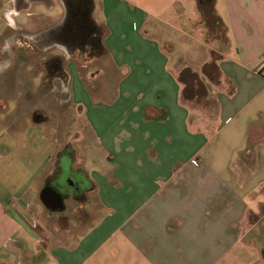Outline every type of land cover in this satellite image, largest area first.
<instances>
[{"label":"crops","instance_id":"obj_1","mask_svg":"<svg viewBox=\"0 0 264 264\" xmlns=\"http://www.w3.org/2000/svg\"><path fill=\"white\" fill-rule=\"evenodd\" d=\"M81 2L89 38L105 44L117 72L115 96L92 103L71 76L70 93L86 106L97 146H85L91 153L77 159L67 149L56 156V147L48 156L36 188L45 226L33 223L40 230L26 194L0 199V264H264V0H213L224 33L201 21L199 0ZM41 3L52 5L0 0V78L13 65L9 52L13 61L23 56L9 30L37 34L64 21L65 15L54 23L47 8L37 10ZM20 14L36 23L27 27ZM164 41L209 45L210 58L196 68L181 64L178 73L197 74L215 100L212 121L191 118ZM210 61L205 72L202 64ZM72 159L81 165L73 168ZM74 172L90 181L98 201L84 225L95 223L81 232L56 227L57 217L68 216L67 201L49 212L40 200L48 183L62 175L73 182ZM96 209L105 214L94 217Z\"/></svg>","mask_w":264,"mask_h":264},{"label":"rangeland","instance_id":"obj_2","mask_svg":"<svg viewBox=\"0 0 264 264\" xmlns=\"http://www.w3.org/2000/svg\"><path fill=\"white\" fill-rule=\"evenodd\" d=\"M51 1V6L41 3L35 8L37 10L47 8L51 20L57 23L62 15H65V11L60 0ZM64 3L67 10L66 0ZM29 18L25 14H20L17 19L28 24L27 27H31L36 23V19L31 21ZM42 24L40 23L41 26ZM31 31L34 30H9V35L17 38L14 41H22L18 43V48L22 47L23 56L18 53L16 55L18 60L13 61V55L10 54L12 52H9L7 56L13 65L3 70V76L0 78V97L5 103L4 107L0 106V199L4 201L3 198L9 196L16 198L26 194L28 204L32 207V210L29 208L30 216L33 218L32 223L36 219L45 226L39 216L40 204L36 197V188L39 183L38 178L48 163V156L56 147V156L67 149L68 154L70 153L72 158L76 156L77 159L79 153V155L83 154L81 156L89 154L87 151L90 152V148L85 146L95 148L97 146L95 135L85 120L86 106L84 107L83 103L78 104L70 93V78L72 76L73 84L79 79L82 81L89 92L90 102L107 104L110 103L111 97L115 96L113 88L117 80V72L111 66L105 44V50L99 52V45H95L96 41H83L82 50L78 48L70 52L63 45L42 47L36 42H30L35 35L43 33V30L37 34ZM96 32L99 33L98 30ZM164 42V48L168 46L169 66H174L175 75L179 74L181 64L194 65L192 68H196L198 63L212 56L209 45L201 44L200 41ZM75 43L71 44L73 49L74 46H78ZM17 50L15 48V52ZM21 56L22 62L19 60ZM212 62L203 63L202 70L207 72L206 70L212 69ZM176 63L178 65H175ZM52 74L61 77L59 79ZM177 80H179L178 76ZM193 80L188 76L185 78L187 83L186 86L185 84L182 86L181 100L189 106L191 118L201 119L203 122L212 121L217 114L215 100L207 93L205 86ZM39 83H42L43 90L38 89ZM73 88L76 91V87ZM45 89H52L55 93H46ZM220 143L218 142L216 146L218 147ZM79 159L76 160L78 162L72 159L73 168L81 165ZM72 176L73 183H76L79 179L76 172ZM66 177L67 175H62V178ZM83 183L77 198L67 200L68 216L57 217L56 227L70 225L76 232H81L88 224L95 223V219L91 222L88 219L87 225H84L87 220L86 210L90 212L91 205L98 204V201L96 195L89 191L91 184L86 177ZM261 195L259 198L264 200V185ZM103 214H105L104 209H96L93 212L94 217ZM82 218H85L84 223L80 224ZM33 226L36 230H40L38 224L33 223ZM25 239L26 244L31 246L32 238L26 234Z\"/></svg>","mask_w":264,"mask_h":264},{"label":"flooded vegetation","instance_id":"obj_3","mask_svg":"<svg viewBox=\"0 0 264 264\" xmlns=\"http://www.w3.org/2000/svg\"><path fill=\"white\" fill-rule=\"evenodd\" d=\"M67 3V13H65V19L62 24L57 28L43 31L42 34L39 33L35 35L33 39L31 38L32 41L30 42H36L38 46L42 47H53L59 44L72 52L78 48L82 50V45L84 44L83 41L95 40L94 38L90 39L88 35V32L91 33L93 31H89L86 28L85 11L83 10L85 9V5L83 6L81 0H67ZM21 42L22 41H18V43ZM73 42H76L78 45L74 46V49L71 46ZM52 75L57 76L58 78L61 77V75ZM57 181V183H48L43 189L46 195H49L47 206H45L49 212L53 209H63V207H65L64 201H67L68 199H76L77 194L81 191L80 188L84 185L83 180L80 178L77 179L76 183L68 182L67 179L62 177ZM58 197H60V199Z\"/></svg>","mask_w":264,"mask_h":264},{"label":"trees","instance_id":"obj_4","mask_svg":"<svg viewBox=\"0 0 264 264\" xmlns=\"http://www.w3.org/2000/svg\"><path fill=\"white\" fill-rule=\"evenodd\" d=\"M213 0H199L200 4H201V7L203 5L202 8H204L205 12L202 11V16H201V21H203L206 25H207V28L209 29V31L211 30L213 32V28L216 29L214 30L216 33H220V31H222L224 33V30L223 29H220V26L222 27L221 23L219 22V19L215 16V14L213 13L212 11V8H213V3H212ZM66 4L67 3V0H66ZM219 24V25H218ZM99 37V36H98ZM226 42V41H224ZM97 44V46L99 47V52H103V50H105L104 46H103V43L102 41H99L97 40L95 42V45ZM188 76V77H191L192 79H194L193 81H199L198 83L202 85L201 81L199 80L198 76L196 73L194 72H191L189 69H184L180 72L179 74V80L181 82H183L186 86V81H185V78Z\"/></svg>","mask_w":264,"mask_h":264},{"label":"water","instance_id":"obj_5","mask_svg":"<svg viewBox=\"0 0 264 264\" xmlns=\"http://www.w3.org/2000/svg\"><path fill=\"white\" fill-rule=\"evenodd\" d=\"M48 194L46 195L45 191L43 190L40 196V200L43 203L44 206H47L48 203ZM60 199V197H58Z\"/></svg>","mask_w":264,"mask_h":264},{"label":"built area","instance_id":"obj_6","mask_svg":"<svg viewBox=\"0 0 264 264\" xmlns=\"http://www.w3.org/2000/svg\"><path fill=\"white\" fill-rule=\"evenodd\" d=\"M262 64H263V67H264V61L262 62Z\"/></svg>","mask_w":264,"mask_h":264}]
</instances>
